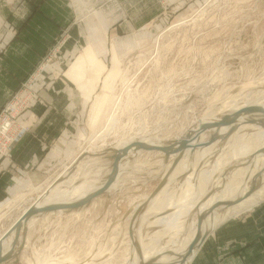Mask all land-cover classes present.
Listing matches in <instances>:
<instances>
[{
  "label": "rangeland",
  "instance_id": "rangeland-1",
  "mask_svg": "<svg viewBox=\"0 0 264 264\" xmlns=\"http://www.w3.org/2000/svg\"><path fill=\"white\" fill-rule=\"evenodd\" d=\"M22 2L0 0V12L26 13L28 10ZM73 2L49 0L43 8V13L57 14L59 18L53 21L54 32L50 35V23L43 22L42 36L27 35L26 43L35 51L27 53L26 78L0 110V164L37 123L38 114H45L49 107L51 112L42 119L39 130L53 137L59 135L57 150L45 149L52 158L44 163L47 171L44 180L40 184L32 183L35 186L27 182L15 192L18 181L3 202L10 205L0 210V236L47 192L45 189L60 174L61 182L56 185L60 188L69 189L86 179L103 181L112 173L116 151L124 148L122 142L137 146L119 158V169H127L114 188L92 198L87 209L41 214L32 219L26 232L22 228L18 233L14 261L5 264H69L65 261L72 257L74 264H131V215L138 203L140 206L153 197L164 180L165 187L152 200L158 209L161 204L162 214L149 228L140 229L144 235H139L138 240L143 248L155 241L158 247L164 244L162 247L167 245L166 249L179 251L192 233L197 206L192 205L195 208L191 211L190 204L195 201L189 197L182 199L174 213L166 212L164 205L171 196L182 197L188 183H193L194 178L187 177L189 170L181 164L191 138L200 132L186 138L187 142L182 143L186 149L180 156L182 151L167 156L166 151L142 149L137 142L148 140L154 147L170 148L177 140L182 141L189 129L208 113L214 111L217 118L225 117L222 111L235 102L245 105L260 99L264 105V0ZM66 14L74 17L68 18ZM9 27L4 26L16 31L13 24ZM9 32L11 35L14 30H9L7 35ZM45 94L51 95V99H45ZM243 117L253 120L256 115L243 114L238 120ZM218 128L210 129L208 137L202 136L200 140L205 141ZM248 132L256 134L258 130L249 129L245 133ZM229 137L222 143L211 139L203 146L212 149L209 161L199 164L204 166L205 175L207 170L210 175L214 173L216 162L225 154L224 166L235 163L229 160L234 147L228 142ZM31 166L21 181H28V173L39 168V165ZM237 167L231 166V172L223 177L229 179L234 173L233 179L241 181L242 167L238 172ZM66 168H71V172L64 179ZM216 172L209 192L222 190L225 182L223 177L215 181L220 173ZM71 177L73 182H69ZM188 192L190 195L191 191ZM148 208L144 214L150 216ZM225 213L218 212L220 216ZM233 215L238 214L224 220ZM180 218L186 222L181 230ZM144 222L147 221L141 219L140 225ZM100 250L103 255L97 254Z\"/></svg>",
  "mask_w": 264,
  "mask_h": 264
},
{
  "label": "bare ground",
  "instance_id": "bare-ground-1",
  "mask_svg": "<svg viewBox=\"0 0 264 264\" xmlns=\"http://www.w3.org/2000/svg\"><path fill=\"white\" fill-rule=\"evenodd\" d=\"M236 101H237V99H236ZM259 101H260V99L256 100V101L248 102L245 105H241V104L239 105L238 102H235L236 104L230 103V105H228L227 108L225 107L226 110L222 111L221 114L226 113L225 115H227V113H230V112L233 113V112H236L238 110H241L243 108H246L248 106H253V105L264 107V105H261L262 103H260ZM217 111H219V110H217ZM215 115H217V114L214 111L211 113H208L205 116L206 118H203V120H208V121L209 120H217L218 118H221V116H222V115H220L217 118V116H215ZM255 115H256V117H254L253 120L249 119L248 117H243L238 121V124H234V125L231 124V125L225 126V127L219 126L220 128H218V126L212 127V128L210 127V128H208V130L200 132V134L196 132L197 136L194 137L193 140L190 137L191 138L190 146L188 147V149H187V151H186V153L182 159V162L183 163L185 162V163L184 164L182 163L181 166L185 170H189V175L187 177H189V178L193 177L194 178L193 183L192 182L188 183V186L185 188L182 197L179 195V197L177 199H174L171 196L170 202H168L166 205H164V207H165L164 210L168 213L169 212L174 213L176 210H178V208L180 207V204L183 202L182 199L185 197H189L192 199V201H195V203L193 202L190 204L191 211L193 208H195V207H192V205L194 206V204H195L197 206V211H196V209H194L196 212L197 218L192 221V227H193V230H191L192 233L190 236L188 235L189 237H187L186 240L184 238V240H185V241H183L184 245L181 246L179 251H176L177 249L175 250V248L171 247L170 245H169L170 246L169 248H173L175 251L173 249H166L167 248L166 244H165L166 245L165 247H162L164 244L162 246L158 247V245L154 244V242H155L154 240H153L154 242L151 245L147 246L146 248H143L140 245V241L138 240V236L141 234L144 235L140 231V229H143L144 226L149 228V226L151 225L150 223H153V221L157 220L156 217L159 214H162V212H160V210H159L161 208V204H160L159 209H158L156 203H154L156 201H153V203H154L153 204L152 200L155 197H157V195H159V193L165 187L164 186L157 195L151 197L149 200H147L143 204L141 203L140 206L138 203L134 208L135 210L133 209L134 211H133V215H131V219L134 217V219H133L134 223H133L132 229H133V233H135L134 234V240L135 241H131V245H132L131 261L129 259L131 264H168L169 261H171L172 264H191V262L193 261L195 255L197 253L199 246L202 245L203 241L208 236L210 230L215 228L222 220L227 218V216H229L231 214H238L239 215V213H241L243 211H247L248 209L252 208L253 206L264 201V179L262 181H260V177L264 173V115H262V114H255ZM258 116H260L261 118ZM209 117H210V119H209ZM249 117H252V116H249ZM110 120H112V119H110ZM250 120H252V121L250 122ZM213 128H218V129L213 131L212 133L210 132L211 133V135H209L210 137L205 139V141H201L200 138L202 136L208 137L207 136L208 131H210V129L213 130ZM249 129H256V132L258 130V133H256V134H250L249 132L245 133ZM5 131H9V128H6ZM244 133L246 134V136L243 135ZM226 136H230L228 139V142H232L233 146H234L233 150L230 152L231 157H229L230 159L229 158L228 159L231 160V162L235 160L234 161L235 163L227 164L226 166H224V164H226V162L224 163V161H222V159L226 154L223 157L221 156L222 158L216 162V165L214 167V170H215L214 173L216 171L220 172L219 176L217 177V180H215V181H218L219 178L223 177L224 175L226 177L228 172H231V169H232L231 166H236V167L239 166L241 168L242 167L241 165H246V164L247 165L244 166V168L242 167L241 169L239 167H237V170H236V168L234 169L237 172H238V168L240 169L239 177L242 176L241 181H239L237 179H233V177L235 178V176H234V173H232L231 176H228L229 179L223 177V178H225V182L222 185V190H218V191L215 190L213 192H211V191L209 192L210 187L212 185V184L211 185H209V184L212 180L211 178L213 177L214 173L212 172V174L210 175L209 171L207 170V174L205 175L204 168H203L204 166L200 165V167H199V164L202 162H203L202 164H206L209 161V157L212 153L211 152L212 149L211 148H203V146L206 143H208L209 140H211V139H212L211 142L214 141L215 143H218V142L222 143L223 139ZM139 140H141V139H139ZM12 141L13 140L9 141L8 143H10ZM199 141H200V143H199ZM137 143H139V145L143 144V146H154V145H150L153 142L151 143L148 140H141ZM188 143H189V141H188ZM120 145H119V147H120ZM122 145H124V148L128 147V149H131V148L137 146V145H135V143L132 144V143H129L128 141H125V140L122 142ZM194 145H195V147L192 148V146H194ZM119 147H117V149ZM170 147H172V146H170ZM162 148L165 151L169 147L165 146ZM127 154H128V152L125 155H127ZM125 155H123V156H125ZM219 155H221V154H219ZM219 155H218V157H219ZM128 157H129V155H128ZM243 159H245L246 161H244ZM240 160H242L244 162L241 163V162H239ZM74 163L76 165L79 164L78 161H74ZM250 165H251V167L249 168L248 166H250ZM134 167H135V165H134ZM220 167H222V168L220 169ZM71 168H72V166H71ZM71 168H66L65 174H63L64 179L65 178L67 179V174L69 172H71ZM74 168H76V167H74ZM126 169H127V167H122L121 169H119V172L116 175V177L114 179H112L107 184H104L106 179H104L103 181H99V179L98 180L94 179V181H89V179L88 180L83 179V180H85L83 183L80 182L81 183L80 185L78 184L77 186H72L69 189L67 187H63V186H61V188H60V185L56 186L57 183L59 182V177L62 176L60 174V176L57 177L56 181H54V183H52L47 189H45V191H47V192L45 194H43L42 196H40V198L33 205H37L38 207H43V206L45 207L48 205H53V204H58V203H63V202L82 203L83 201H85L87 199V197L89 195L94 193L95 190L98 188H102L103 193L109 192L111 190V187H113V186L115 187L116 184L119 182L120 175ZM83 171L84 170H82V172ZM68 176H70V174ZM206 176H208V179L206 178ZM63 180H62V182H63ZM73 180H74V177L69 178V182H71V181L73 182ZM64 182L66 183V181H64ZM65 183L63 185H65ZM213 184H215V182H213ZM66 185H68V184L66 183ZM188 190L191 191L190 195H189ZM138 206H139V208H137ZM148 206H150V207L148 208ZM29 208L30 207L25 209V211L22 213V215L24 213H26ZM147 208L151 210L150 216H147L144 214V212L147 210ZM171 210H174V211H171ZM220 210H224V211H226V213L223 216H220V214H218V212H220ZM58 212L61 213V211H58ZM22 215L16 219V221L12 224V226L9 229H11L14 226V224L22 217ZM179 216H180V214H179ZM233 216H235V215H233ZM141 219H144V221H147L148 223L144 222L140 225ZM199 219H200V222H199ZM30 221H28L27 225L23 227L24 233L29 228L28 225H29ZM180 221L181 222H178L179 223V225H178L179 229L182 228V225L184 223H186V222L183 223L184 220H182V219ZM136 223H137V225H135ZM188 223H189V221H188ZM138 224L140 225L139 228H138V226H139ZM183 227L185 228L184 225H183ZM7 231L5 233H7ZM5 233L0 237V240L3 238ZM198 235L202 236V238H203L202 242L197 244L194 247V249L189 252V248H190L192 242L194 241L196 236L198 237ZM17 238H18V233L14 232L9 237H7V239L3 240L4 252H7V254H8L7 255V261H14V259L16 257V253H17V249H18L17 248V244H18ZM172 238L174 239V235ZM175 239H176V237H175ZM11 240H12V242H11ZM179 241L180 240H178V242ZM23 242L26 244V241H24V239H23ZM180 242H182V241H180ZM170 244H171V242H170ZM179 244H178V246H180ZM152 245H155V246L151 247ZM101 250L98 251V253H97L98 255H101V254L103 255V252ZM170 255H171V257H170ZM72 259H74V258L72 257ZM72 259H66L67 261H65V262L72 264L73 263V261H71ZM126 259H128V258H126ZM149 261H151V262H149ZM37 264H38V262H37Z\"/></svg>",
  "mask_w": 264,
  "mask_h": 264
},
{
  "label": "crops",
  "instance_id": "crops-1",
  "mask_svg": "<svg viewBox=\"0 0 264 264\" xmlns=\"http://www.w3.org/2000/svg\"><path fill=\"white\" fill-rule=\"evenodd\" d=\"M48 1L24 0L22 3L28 10L26 13L0 12V110L26 78L27 53L35 51L26 43L27 35L34 38L42 36L43 22L50 23L48 29L50 35L54 32L53 21L56 22L59 18L57 14L43 13ZM69 1L67 0V3H70ZM72 2L73 0L70 4L74 3ZM66 16L74 17L73 14ZM10 24L16 28V31L13 29L16 33L11 32L10 35L9 32V36L7 32L13 30L6 28H10ZM50 96L45 94L44 98L50 100ZM50 109L49 107L43 115L38 114V121L33 128L17 141L9 157L1 160L0 166L3 171L0 170V210L8 205V201L3 202L10 196L18 181L19 185L13 189L15 192L27 182L35 186L32 183L40 184L45 178L47 171L44 163L48 158H52L51 153H46L45 149L57 150L55 148L59 140V135L53 137L39 130L42 119L50 114ZM34 114L36 116V113ZM55 132L57 133V130ZM32 164L39 165L38 170L28 173V181H21ZM192 262V264H264V203L253 206L239 217L237 215L228 218L210 230Z\"/></svg>",
  "mask_w": 264,
  "mask_h": 264
},
{
  "label": "water",
  "instance_id": "water-1",
  "mask_svg": "<svg viewBox=\"0 0 264 264\" xmlns=\"http://www.w3.org/2000/svg\"><path fill=\"white\" fill-rule=\"evenodd\" d=\"M262 114L264 115V107L262 106H248L247 108H245L243 111L234 113V114H228V115H224L225 117L222 116V118H218L217 120H209L208 122H204L203 119L199 120L197 122V124H195L194 126H192L188 133L186 134L187 136L181 140H177L176 142L172 143L170 148H168L167 150H165L167 152V156L171 153H176L178 151H182L179 153V156L183 153V151L186 149L185 144H182L183 142L186 143L187 139L190 135H192L194 132H202V131H206V129L210 128L212 125L214 126H227V125H231L233 123H238V118L243 115V114ZM243 123V122H242ZM140 148L142 149H146V150H150V151H154V150H163L162 146H143V144H140ZM128 151V147L123 148L121 150L116 151V155H115V163L113 165V170L112 173L106 178L104 184L109 183L112 179H114L119 171V166H120V162H118L119 158L126 154ZM177 160L174 162V166L173 168L176 166L177 164ZM165 186V180L161 183V185L159 186V188L153 193V196L157 195L160 190ZM103 193L102 188H98L95 190L94 193H92L91 195H89L87 197V199L85 201H83L82 203H72V202H63V203H58V204H53V205H48V206H43V207H38L37 205H32L30 206V208L27 210L26 213H24L22 215V217L14 224V226L9 229L7 231V233L3 236V238L0 240V264H5L7 262V252H4V246H3V240L7 239V237H9L12 233L16 232L19 233L20 230L27 225L28 221H30L31 219L41 215V214H48V213H54V212H58V211H81L84 209H87V205L88 203L92 200V198H94L95 196H99ZM134 217L132 218L131 221V228L133 226L134 223ZM200 222V219H199ZM134 234L133 233V229H131V238L132 241L134 240ZM203 238L202 236L198 237L196 236V238L194 239V241L192 242L190 248H189V252L192 251L194 249V247L199 244L200 242H202Z\"/></svg>",
  "mask_w": 264,
  "mask_h": 264
}]
</instances>
